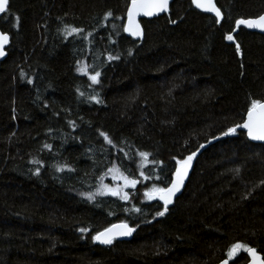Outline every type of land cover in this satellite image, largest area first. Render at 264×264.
I'll use <instances>...</instances> for the list:
<instances>
[{
    "label": "trees",
    "instance_id": "1",
    "mask_svg": "<svg viewBox=\"0 0 264 264\" xmlns=\"http://www.w3.org/2000/svg\"><path fill=\"white\" fill-rule=\"evenodd\" d=\"M130 3L9 0L0 264H247L243 247L228 256L235 243L264 255V143L243 128L223 135L251 100L264 102V34L241 27L225 39L237 19L264 14V0H216L220 23L173 0L168 14L141 19V38L124 31ZM200 145L184 191L157 216L163 202L145 192L166 187ZM116 172L139 181L127 200L87 198ZM117 222L135 228L129 240L92 239Z\"/></svg>",
    "mask_w": 264,
    "mask_h": 264
},
{
    "label": "snow or ice",
    "instance_id": "2",
    "mask_svg": "<svg viewBox=\"0 0 264 264\" xmlns=\"http://www.w3.org/2000/svg\"><path fill=\"white\" fill-rule=\"evenodd\" d=\"M9 0H0V13H5ZM192 3L195 4L198 8L204 7L201 4V0H192ZM208 6L204 8L205 11H209L215 14L216 23H220L221 19V10L216 7V5L212 2V0H207ZM169 0H131L130 6L127 8V25L124 27V31L129 33L133 37H142L143 32L141 26L136 21V17L138 15L144 16H153L157 15L160 12H166L168 10ZM106 16H112L111 11L106 13ZM175 23V21H172ZM236 28H239L241 25H245L248 28L258 27L261 30H264V15L259 16L257 19H237L235 21ZM67 35H72L73 33H81L83 29L80 28H67ZM235 31V29H233ZM225 39L228 41H233L234 37L232 34H228L225 36ZM8 42V36L4 33H0V57L5 55L4 45ZM236 52L240 53V45L236 44ZM112 59V57H109ZM100 76L99 72H96L94 75L90 76L92 83H99L98 77ZM31 83V81H29ZM92 99H96V97H92ZM97 102H100L97 100ZM237 128H243L247 130V135L249 139L253 141L264 142V102L260 100H251L250 106L247 109L246 119L243 120L241 124H237L234 127L229 128L226 132L223 133L224 136L229 134H234ZM100 136L104 138V140L108 144H112L113 141L109 138V136L100 132ZM45 147H50L49 145H45ZM205 147V145H200V148ZM139 155L147 159L150 155L146 152H141ZM197 153L193 152L188 155L186 158L182 160H176V168L173 174V177L170 183L166 187H157L154 186L148 192H145V196L149 199H159L163 202V210L158 211L156 213L157 216H163L165 212L168 211V206L173 203V197L181 190L185 178L188 175V171L192 166V161L194 157H196ZM114 169H109V171H113ZM39 173V169H37V174ZM141 176H144L143 172H141ZM121 178L123 180V187H110L109 185H102L97 189L96 193H88L87 198L89 200L94 199L96 195H111L118 196L123 200L128 199V193L124 192L123 189L127 187H135L139 182L136 179H130L128 176H124L121 174ZM144 179H149V177L144 176ZM139 211V209H136ZM81 232H87L88 229L81 228ZM135 231V228L130 227L127 223H121L119 225H112L109 228H105L103 231L98 232L95 236L92 237L94 241H98L101 244L111 245L113 241L118 236H129ZM244 248V251L248 253L252 257V264H264V262L260 261V258L256 254V250L247 246H243L240 243H235L231 246L230 251L228 252L229 257H233L234 254ZM223 264H228V261L225 260Z\"/></svg>",
    "mask_w": 264,
    "mask_h": 264
},
{
    "label": "water",
    "instance_id": "3",
    "mask_svg": "<svg viewBox=\"0 0 264 264\" xmlns=\"http://www.w3.org/2000/svg\"><path fill=\"white\" fill-rule=\"evenodd\" d=\"M172 1H173V0H169L168 10H167L166 12H160L159 14H157V15H153V16H144V15L141 14V15H138V16L136 17V21H137V23L140 24L141 29H142V32H143V26H142V23H141V19H142L143 17H158V16L163 15V14H168V13L170 12V8H171ZM212 2L216 5V7H218V5L216 4V0H212ZM130 4H131V3H130ZM201 4L204 5V7L198 8L195 4H194V5H195L199 10H201V11H203V12L211 13V14L215 15V14L212 13V12H209V11H205V10H204V8L208 6V4H207V0H201ZM8 5H9V3H8ZM8 5H7V8H8ZM129 6H130V5H129ZM7 8H6V10H7ZM218 8H219V7H218ZM219 9H220V8H219ZM220 10H221V9H220ZM221 14H222V15H221V19H220V20L223 19V13H222V11H221ZM2 15H3V13H0V19H1ZM262 15H264V14H262ZM260 16H261V15H260ZM258 17H259V16H258ZM258 17L242 18V19H257ZM127 22H128V18H127ZM126 25H127V24H126ZM241 27H245V28H247V29H249V30H251V31H255V32H259V33H263V34H264V30H261V29L258 28V27L248 28V27L245 26V25H241L239 28H236V26H235V31L232 32V35H233V37H234V40L231 41V42H235V34L238 33V31L240 30ZM0 33H4V34H6V35L8 36V42L4 45V52H5V55L2 56V57H0V67H1L2 62L6 59V57H7V55H8L7 48H8V46H9V44H10L11 36H10L9 33L4 32V31L2 30V28H1V26H0ZM127 34H128L129 36H131L129 33H127ZM132 37H133V36H132ZM135 38H141V37H135ZM246 116H247V114H246ZM245 119H246V118H245ZM245 130H246V129H245ZM246 132H247V130H246ZM250 140H251V139H250ZM251 141H253V140H251ZM253 142L264 143V142H260V141H253ZM205 146H207V145H205ZM202 151H203V148L198 149L197 151H195V152L197 153V155H196V157H194V159H193V161H192V166H191V168H190L189 171H188V175H187V177L185 178L184 184H183L181 190L176 194V196L173 197V200H175L178 196H180V195L182 194V192L184 191V189H185V187H186V184H187V182H188V180H189V177H190V175H191V173H192V171H193V169H194L195 163H196L198 157L200 156V154L202 153ZM121 223H122V222H117V223L112 224V225H119V224H121ZM123 223H126V222H123ZM112 225H111V226H112ZM128 225H129V224H128ZM111 226H109V227H111ZM129 226H130V225H129ZM109 227H107V228H109ZM130 227H131V226H130ZM102 231H103V230H102ZM133 234H134V232H133L131 235H129V236H118L116 239H120V240H129V239L133 236ZM97 242H98V241H97ZM98 243H99V242H98ZM100 244H101V243H100ZM102 245H105V244H102ZM253 249H255V248H253ZM255 250H256V249H255ZM256 254H257V256L260 258V261L264 262V255L261 254V253H259L257 250H256ZM225 260L228 261V264H231V261H230V259H228V258H227V259H224L223 261L219 262L218 264H223V262H224ZM247 264H252V257H251L250 255H249V262H248Z\"/></svg>",
    "mask_w": 264,
    "mask_h": 264
},
{
    "label": "rangeland",
    "instance_id": "4",
    "mask_svg": "<svg viewBox=\"0 0 264 264\" xmlns=\"http://www.w3.org/2000/svg\"><path fill=\"white\" fill-rule=\"evenodd\" d=\"M123 180L121 178V173L116 172L111 175V183H108L106 185H109L110 187L116 188V187H123Z\"/></svg>",
    "mask_w": 264,
    "mask_h": 264
},
{
    "label": "bare ground",
    "instance_id": "5",
    "mask_svg": "<svg viewBox=\"0 0 264 264\" xmlns=\"http://www.w3.org/2000/svg\"><path fill=\"white\" fill-rule=\"evenodd\" d=\"M126 24H127V21H126Z\"/></svg>",
    "mask_w": 264,
    "mask_h": 264
}]
</instances>
